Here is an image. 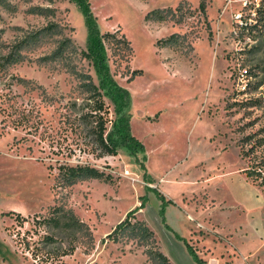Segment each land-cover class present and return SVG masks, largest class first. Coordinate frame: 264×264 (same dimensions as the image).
I'll list each match as a JSON object with an SVG mask.
<instances>
[{"label": "rangeland", "instance_id": "obj_1", "mask_svg": "<svg viewBox=\"0 0 264 264\" xmlns=\"http://www.w3.org/2000/svg\"><path fill=\"white\" fill-rule=\"evenodd\" d=\"M89 1L98 28L129 41L106 42L108 63L129 91L124 114L144 151L97 157L83 142L85 94L72 69L93 68L80 53L87 30L79 7L0 0V264H151L135 241L106 237L143 201L135 216L171 264H196L177 235L205 264H264V0L258 28L243 35L233 29L235 0ZM156 7L174 11L146 20ZM171 33L176 43L159 47ZM65 37L76 52L49 56ZM75 164L110 178L68 182L60 166ZM149 187L172 199L163 215ZM55 205L71 209L92 239L42 222ZM70 240L73 251L59 256Z\"/></svg>", "mask_w": 264, "mask_h": 264}, {"label": "trees", "instance_id": "obj_2", "mask_svg": "<svg viewBox=\"0 0 264 264\" xmlns=\"http://www.w3.org/2000/svg\"><path fill=\"white\" fill-rule=\"evenodd\" d=\"M70 1L79 7L84 16L87 36L85 49L81 50L80 53L93 68V74L89 71L72 69L73 73L78 77L81 92L85 94L83 97V109L78 117L80 121L78 127L84 136L83 142L90 146L89 150L97 157L114 155L120 148H124L132 155L143 153V143L132 134L129 119L124 114L129 103V91L115 79L108 63L106 42L116 40L124 42L128 46L129 41L124 34L118 36L116 34L117 30L102 32L98 28L96 16L92 12L89 0ZM199 7L201 10H205L204 1H200ZM175 9H179V5ZM172 11L174 9L170 7H156L146 12L144 18L151 21H160L166 19ZM260 18L261 16L259 15ZM175 37L176 33H171L167 37H160L156 43L159 47H171L176 43ZM76 49L71 40L65 37L58 42L49 56L54 59L65 57L67 53H75ZM136 73H140V69L132 70L129 78ZM110 105H112L115 114L113 119L109 117ZM109 123L110 126L108 127ZM142 159H145L144 154ZM140 164L144 171L143 176L151 180V176L145 170L143 161H140ZM245 173L248 177L253 175L256 178L261 177L260 170L256 168H246ZM59 174L68 182L75 178H110L109 174L90 164L61 165ZM149 190L154 191L156 197L160 200L159 213L163 215L164 207L169 202H172V199L166 198L155 187H149ZM143 202H141L140 206L128 210L125 217L114 225L111 231L106 234V237L114 242L135 241L137 245L144 247L143 252L147 255L151 264H171L169 258L155 246L153 230L144 220L135 216L136 210L143 205ZM41 220L62 230L69 231V234H72V238L84 231L92 239V233L88 225L80 220L71 209L62 205L52 206L49 210V215ZM177 237L184 241L188 253L196 264H205V261L184 237L179 235ZM46 238L49 240L53 239L52 237ZM69 243L70 247L62 250L58 254L59 256L73 251V241L70 240ZM31 254L36 255L34 251H31Z\"/></svg>", "mask_w": 264, "mask_h": 264}, {"label": "built area", "instance_id": "obj_3", "mask_svg": "<svg viewBox=\"0 0 264 264\" xmlns=\"http://www.w3.org/2000/svg\"><path fill=\"white\" fill-rule=\"evenodd\" d=\"M233 0H228L231 2ZM239 3L238 9L232 11L233 29L236 33L244 34L254 32L259 26L258 0H235Z\"/></svg>", "mask_w": 264, "mask_h": 264}]
</instances>
